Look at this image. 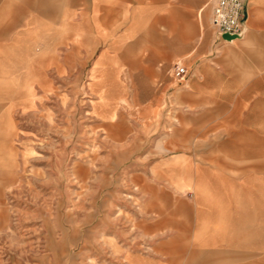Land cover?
I'll return each mask as SVG.
<instances>
[{
	"label": "rangeland",
	"instance_id": "rangeland-1",
	"mask_svg": "<svg viewBox=\"0 0 264 264\" xmlns=\"http://www.w3.org/2000/svg\"><path fill=\"white\" fill-rule=\"evenodd\" d=\"M5 1L0 264H126L143 220L194 207L229 231L231 264H264L260 138L208 135L174 99L211 0Z\"/></svg>",
	"mask_w": 264,
	"mask_h": 264
},
{
	"label": "crops",
	"instance_id": "crops-1",
	"mask_svg": "<svg viewBox=\"0 0 264 264\" xmlns=\"http://www.w3.org/2000/svg\"><path fill=\"white\" fill-rule=\"evenodd\" d=\"M243 2L246 12L244 34L234 40H216L211 26L212 33L200 37L189 48V64H184L187 75L184 80L179 81L184 84L174 88V99L176 104L195 115L196 120L209 123L208 135H251L260 139L248 151L262 152L264 145L260 140L264 138V0ZM5 3V0H0V18L3 24ZM142 70L145 72L142 78L146 80L147 71L145 67ZM123 102L128 109L131 108L132 105L126 98ZM108 129V135L121 139L128 127L119 122ZM112 147L116 149L114 144ZM117 151L129 153L130 148ZM216 151H220L219 148ZM3 178L4 183H12L6 180V170ZM13 178L15 179V175ZM203 213V210L195 207L184 211L173 209L166 213L157 209L156 214L143 220L140 226L143 234H149L147 237L143 236L142 245L144 244L145 249L133 246L126 255V264H231L235 254L229 248L233 245L235 248L236 244L228 239L229 231H226L218 219L207 221ZM242 244L237 245V248H244ZM236 254L237 261L232 263L245 264V253Z\"/></svg>",
	"mask_w": 264,
	"mask_h": 264
},
{
	"label": "built area",
	"instance_id": "built-area-1",
	"mask_svg": "<svg viewBox=\"0 0 264 264\" xmlns=\"http://www.w3.org/2000/svg\"><path fill=\"white\" fill-rule=\"evenodd\" d=\"M210 23L216 40H221L225 33L241 34L244 30L245 6L243 0H211ZM223 40V39H222ZM172 75L178 81L187 75L186 66L177 62Z\"/></svg>",
	"mask_w": 264,
	"mask_h": 264
},
{
	"label": "water",
	"instance_id": "water-1",
	"mask_svg": "<svg viewBox=\"0 0 264 264\" xmlns=\"http://www.w3.org/2000/svg\"><path fill=\"white\" fill-rule=\"evenodd\" d=\"M244 31H245V27H244V30H243V32L241 34L225 33V34L222 35V39L223 40H234L236 38L241 37L244 34Z\"/></svg>",
	"mask_w": 264,
	"mask_h": 264
}]
</instances>
